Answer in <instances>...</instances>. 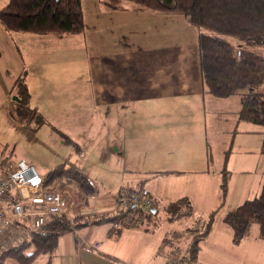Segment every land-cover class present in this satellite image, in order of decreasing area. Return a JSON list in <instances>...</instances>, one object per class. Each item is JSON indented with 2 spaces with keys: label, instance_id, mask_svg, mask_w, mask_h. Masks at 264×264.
<instances>
[{
  "label": "crops",
  "instance_id": "0c3cea01",
  "mask_svg": "<svg viewBox=\"0 0 264 264\" xmlns=\"http://www.w3.org/2000/svg\"><path fill=\"white\" fill-rule=\"evenodd\" d=\"M94 5L98 6L97 9L94 7V14L99 12L104 20L107 16L136 13L151 27L158 28L153 30V33H143L137 31L142 29L139 26L130 27L134 31L126 30L120 42L116 41V36L105 35L108 28L111 31L118 30L106 20L108 26L93 29V35L102 39L103 44L94 56L93 83L91 85L90 79H82L87 85V88L83 89L73 81L60 80L59 75L45 80L33 68L37 65L47 68L50 64H46L47 58L56 52L66 54L71 50L69 43L67 50L64 46L65 39L72 35L66 37L67 35L9 32L0 24V37L3 40L8 39L9 42L15 40L18 47L23 49H19L24 62L22 67L28 70L31 66V70L27 72L28 76L26 75L30 108L39 113L43 111L47 115L44 117L40 113L47 123L35 131L31 130L32 125L20 120L18 125L15 123L13 126V133L18 129L21 133L42 139L41 146L46 153V159L37 163L30 162L28 165H31L38 175L46 176L54 163L63 159L62 153H65L66 157L61 163L66 166L68 155L71 153L68 145H65L67 142L55 130L70 136L75 142L78 140L75 135H71V131L83 130L89 135L88 139L92 140V144L79 146L74 142L79 147L76 156L82 155L79 159L88 154L92 147L96 148L102 151L101 157L119 163L120 178H125V173H128V188L140 190L161 203L180 197L188 199L194 212L193 220L190 223L184 222L178 231L194 226L197 217L203 219L209 212L215 211L211 229L199 243L197 264L264 262V239L258 236L257 226L252 230L253 234H248L235 244L231 241V229L224 222L228 211L260 191L264 174L261 179L260 175L256 177V172L262 171L264 156H255L254 150H259L261 141L258 134H264L263 128L239 118L240 95L217 98L204 92L197 51V37L203 32L202 29L192 25L184 16L174 13L135 9L130 4L123 9H108L100 0H95ZM83 21L84 31L77 36H86L84 15ZM153 35L154 39L161 40L162 43L154 47L149 44H137L143 39L149 43ZM19 72L13 74L15 76L9 84L11 88L21 73ZM81 92L99 98L100 108L93 111L94 114L87 113L78 104L72 105L67 98V95ZM36 94L52 97L60 95L61 101L47 102L41 108L35 101ZM8 96L7 88L2 82L0 113L5 110L4 101ZM11 99L14 105L15 100ZM74 99L79 101L75 97ZM74 114L78 115L74 117ZM0 116L4 120L8 115ZM107 117L108 124L112 117L111 129L109 128L111 135L107 143H104L101 142V131L107 126ZM90 122L97 123L98 126L88 128ZM247 130L246 135L238 134ZM231 131H234L232 135L229 134ZM217 135L221 141L217 140ZM230 141L232 144H229ZM213 142L220 148L217 157L213 154ZM228 145L231 148L235 146L237 150L243 149L244 152L237 151L233 156L224 158L222 153ZM83 147L86 151L82 154ZM12 149L14 150L13 146ZM4 150L5 147L0 149V157L2 160L5 158L4 163L0 162V175L7 167ZM48 152L52 156L50 159ZM259 163L261 169L258 167ZM230 165L234 168H230ZM77 168L85 171L87 165L83 163V166L75 169ZM224 173L227 186L223 195L220 181ZM87 177L94 186V192L83 199L75 192L70 195L66 187L61 189L65 198L62 213L69 218H92L118 209L116 195L123 187V179H115L113 184H108L103 182L107 176L103 175L97 181ZM108 228L107 223L87 224L61 234L51 253L50 263L166 264L164 255L168 249L163 248L160 251L161 241L167 234L165 230L157 232L156 226L149 229L137 225L126 226L117 236L109 233ZM175 230L177 228L171 232ZM94 243L97 246L93 248Z\"/></svg>",
  "mask_w": 264,
  "mask_h": 264
},
{
  "label": "trees",
  "instance_id": "16d2710c",
  "mask_svg": "<svg viewBox=\"0 0 264 264\" xmlns=\"http://www.w3.org/2000/svg\"><path fill=\"white\" fill-rule=\"evenodd\" d=\"M108 9L127 8L128 4L135 9H149L161 13L183 15L192 25L204 30L215 31L231 36L240 41L264 48V0H100ZM121 2H125L124 4ZM0 24L9 32H29L38 35H78L84 31L81 0H7L0 8ZM199 70L204 92L217 98L239 94L241 99L238 116L240 119L260 124L264 127L263 93L256 92L255 86L264 83V56L236 48L229 42L201 32L197 37ZM247 90V91H246ZM17 97L14 101V115L27 122L31 130L46 124L44 117L30 108V93L24 71L13 82L11 92ZM55 130V129H54ZM67 143H73L65 134L55 130ZM264 133V130H263ZM76 149L79 147L74 144ZM6 149V147H5ZM264 151V142L262 143ZM1 163L5 158L0 157ZM60 179L74 187L82 197L94 192V186L80 170L67 168L64 163L54 165L45 176L44 188ZM226 174H223L221 190L226 192ZM122 193L119 189L116 200L118 209L112 213L97 215L92 218H69L65 213L48 219L45 224L32 230L28 239L0 253V264L7 257L14 258L18 264H41L40 256H46L43 264H51L50 256L55 249L58 237L74 227L87 224L107 223L108 232L121 234L127 224L130 212L139 215L137 226L149 229L157 225L155 215L158 207L170 212L169 220L194 215L190 202L186 197L161 203L152 199L148 209L141 206L124 205L123 196L130 192L144 195L140 190L127 188ZM152 209L154 211H152ZM215 211L205 218H196L194 226L171 232L162 239L160 251L167 248L165 257L174 251L181 250L196 262L200 241L208 234L214 220ZM74 218H78L75 219ZM75 221L74 226L71 222ZM126 222V223H125ZM224 222L231 229V241L239 243L247 234L251 224L258 227V236L264 239V178L257 195L245 199L224 216ZM187 241L184 247L179 243ZM167 264V259H166Z\"/></svg>",
  "mask_w": 264,
  "mask_h": 264
},
{
  "label": "rangeland",
  "instance_id": "374dc122",
  "mask_svg": "<svg viewBox=\"0 0 264 264\" xmlns=\"http://www.w3.org/2000/svg\"><path fill=\"white\" fill-rule=\"evenodd\" d=\"M6 1L7 0H0V8L4 6ZM81 3H82V9H83L82 11H83L85 26H86V36L84 37V36H77V35H72V36L67 35L66 37H69V36L71 37L65 39L64 48L67 50V44L69 43L71 46V50L67 51L66 54H64V52H60V53L56 52L53 56H51L50 58H47L45 61L46 64L50 63L47 65V68L46 67L44 68L38 65L33 68L34 70H37L38 74L40 76H43L45 80L56 78L57 75H59L61 76L60 80L62 81L66 80L67 82L73 81L76 84H78L80 89H83V88H87V85L85 82L82 81V79L85 78L84 81H87L88 79H90L91 85L93 83V67H94V59H95L94 56L98 53L99 47L103 44L102 39L93 35V29L104 28L108 26L107 22H109L110 26L117 27L118 30L111 31L108 28L105 32V35L108 37L111 35L116 36L115 37L116 41L120 42L126 30H133L130 27L139 26L142 29H138L137 31L138 32L143 31V33H146L147 31H149L150 33H153V30L157 29L158 27H154V28L151 27L149 23H147L143 18H141L136 13L119 14L120 16H110V17L107 16V18L105 19L107 21L106 22L102 14H100L99 12L98 14H94V11H95L94 7H96L94 5L95 0H81ZM121 3L124 4L125 2H121ZM177 15H181V14H177ZM182 16L183 15H181V17ZM98 23H101V24L98 25ZM156 26H160V25H156ZM202 31H204V33L208 35L221 38L229 42L236 48L247 50V51L254 52V53H259L262 56H264V48L260 46L247 43V42H243L231 36L224 35V34H221L215 31H211L207 29H204ZM13 35H16V34L13 33ZM7 40H3V38L0 37V84L4 82V85L7 88V95H9L7 99H5L4 101L5 110L0 113V115L2 114L8 115L4 118V120H3V117L0 116V147H1L0 149H3L4 147L7 146V148L3 151L4 156L6 157L7 166L18 165L20 161H22L25 164H30V162L37 163V162H40L41 160L44 161L46 159L45 157L46 153L43 147L41 146L42 139L39 136H32L31 134L27 135L23 132L22 134L21 132L18 131V129L16 130L17 132L15 131V133H13L14 132L13 126L15 125V123H17L16 125L19 124L18 122L19 119L14 115V112H13L14 105H13L11 98L13 97L14 92L10 91L11 86L9 85L11 79H13V77L16 74H18L19 71L21 73L24 71V73L28 76L27 72L29 73V71L31 70V66L29 67L28 70L25 67H22V64H24V62H23V59L21 58V54L19 51L20 48L18 47V43L15 42V40L10 41V42ZM160 43H162V41L154 39V35H153L150 37L149 43L146 41V39H143V40H140L137 44L139 46L141 44H145V45L149 44L150 47H154ZM105 45H108V44L105 43ZM20 50L22 51L23 49L21 48ZM58 87L61 88L60 85H58ZM1 90L3 91L2 87H1ZM255 91L263 93V98H264V83H261L255 86ZM236 95H239V94H236ZM74 97L77 98L79 101L74 99ZM67 98L70 100L72 105L78 104L79 107L80 108L82 107V109H84V111H86L87 113L94 114L93 111L98 110L100 108V105L98 104L99 98H97L96 95H84V93L81 92L79 94L76 93L75 95H67ZM35 101L42 108L43 105H45L47 102H50V101L59 103L61 101V97L60 95L52 97L51 95H37L36 94ZM74 107L77 108V106H74ZM40 113L44 117L47 116L46 113H44L43 111H41ZM76 115L74 114V117ZM95 117L96 115L94 116V118ZM213 117H216V116H213ZM106 119H107V126L106 128H104L103 131H101V137H102L101 142L104 141V143H107V139L111 135L110 125H111L112 117L109 121V124H108L109 117H107ZM252 125H256V127H261L264 130V127L260 124L253 123ZM93 126L97 127L98 124L97 123L94 124L93 122H90L88 128L92 129ZM257 130H260V129H257ZM71 132H72L71 135H75L78 142H75L72 140L73 143L65 144L66 146L68 145L67 147L69 149V152L71 153L70 155H68L69 159H68L66 166L76 168L78 166H83V163H85L87 165V168L85 171H82V172L86 176H89L91 179L93 178L95 181H97L98 178H100L103 175L107 176V179L104 178L103 182H106L108 184H113L115 182V179L116 181L123 179V184L121 185L123 186L122 193L124 194L125 192H127L128 186H126V183L128 180V173H125V178L119 177L120 169H121L119 163H116L113 159L109 161L101 157V155L103 154L102 151H99L93 147H92V150L88 154H86L82 159H79L78 157L81 158L82 155L79 154L80 156L79 155L76 156V154L79 153V151H77L74 144L75 143H77L78 145L85 144L86 146L89 143L92 144V140L88 139L89 135H87V133L84 132L83 130H76L75 132L74 131H71ZM233 132L234 131H231L229 134L232 135ZM245 132H248V130L244 132H238V134L246 135L247 133ZM258 136H260L259 139L261 141V144L259 146V150L257 149L254 150L256 151L254 152V154L255 156H257L258 154H261L263 158L264 151L262 150V142H264V134L259 133ZM216 138L218 141H221V138L219 135H217ZM101 142L99 143V145H101ZM229 144H232V142L230 141ZM213 145H214L213 154L215 157H217L218 150L220 148L218 147L216 142L215 143L213 142ZM12 146L14 147V150L12 149ZM85 151L86 149L85 147H83L81 153L83 154ZM237 151L244 152L243 149L237 150L235 146L231 148L230 145H228L226 150L224 148V152L222 153V155L224 156V158L225 156H230V155L233 156V153H236ZM62 156H63V159H61V161L64 160V158L66 157V154L62 153ZM51 157H52L51 154L48 152V159H50ZM61 161H56L57 163H54V165L61 163ZM258 167L261 169L260 163ZM230 168H234L233 165L232 166L230 165ZM263 174H264V165H262V171L256 172V177L260 175L262 179ZM221 183L222 181H220V188H221ZM53 186H56L60 190L65 189L66 187L70 195H73V192H75L76 195L80 197V199L84 198L81 196L79 192L72 190L74 189V187H70V186L68 187V185L61 182L60 179L56 180L52 184V187ZM76 201H78V199H76ZM170 215H171L170 212L164 210L163 207H158L157 213L155 215V220L157 222V225L155 228L156 231L163 232L165 230L167 232L166 234L167 237H170L171 230L175 228L179 230V227L183 225L184 222L190 223L193 220V215L182 217L179 219L169 220L168 217ZM75 217H80V216H75ZM75 219H78V218H74V220ZM74 223L75 221L71 222V225L74 226ZM126 226L127 224L124 225L123 228H125ZM256 226H257L256 224H251L248 229V234L250 233L253 234L252 230H254V227ZM186 241H187V235H184V241L182 243H179L178 245H180V247H184V245L186 244ZM45 258L46 256H40L39 262L43 264L45 261ZM4 264H18V263L16 262L14 258L7 257L4 260ZM258 264H264V262L261 261Z\"/></svg>",
  "mask_w": 264,
  "mask_h": 264
},
{
  "label": "built area",
  "instance_id": "2783aa9c",
  "mask_svg": "<svg viewBox=\"0 0 264 264\" xmlns=\"http://www.w3.org/2000/svg\"><path fill=\"white\" fill-rule=\"evenodd\" d=\"M16 166H7L0 175V253L28 239L32 230L59 216L65 206L60 189L56 186L43 187L45 176L38 175L31 165L23 162ZM123 198L124 205L144 209H148L153 202L149 196L132 192ZM139 218L138 214L130 212L127 226L137 225ZM96 246L94 243L93 248ZM166 259L167 264H197L181 250L172 252Z\"/></svg>",
  "mask_w": 264,
  "mask_h": 264
},
{
  "label": "water",
  "instance_id": "95a60500",
  "mask_svg": "<svg viewBox=\"0 0 264 264\" xmlns=\"http://www.w3.org/2000/svg\"><path fill=\"white\" fill-rule=\"evenodd\" d=\"M15 101H17V97L16 96H13L12 97ZM152 211H154L153 209H152Z\"/></svg>",
  "mask_w": 264,
  "mask_h": 264
}]
</instances>
